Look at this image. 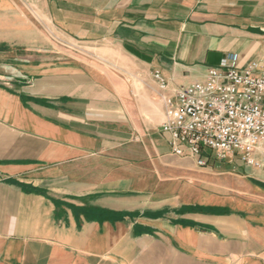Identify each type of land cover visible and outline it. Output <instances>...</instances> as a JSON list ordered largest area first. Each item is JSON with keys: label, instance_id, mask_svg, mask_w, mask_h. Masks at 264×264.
<instances>
[{"label": "crops", "instance_id": "obj_1", "mask_svg": "<svg viewBox=\"0 0 264 264\" xmlns=\"http://www.w3.org/2000/svg\"><path fill=\"white\" fill-rule=\"evenodd\" d=\"M233 54L264 63V0H0V264H264V155L199 167L147 120Z\"/></svg>", "mask_w": 264, "mask_h": 264}, {"label": "built area", "instance_id": "obj_2", "mask_svg": "<svg viewBox=\"0 0 264 264\" xmlns=\"http://www.w3.org/2000/svg\"><path fill=\"white\" fill-rule=\"evenodd\" d=\"M154 77L167 87L159 73ZM163 101L160 128L174 156L205 167L206 151L218 158L236 154L250 166H257L256 154L264 155V63L240 68L233 54L208 69L203 81L178 86Z\"/></svg>", "mask_w": 264, "mask_h": 264}, {"label": "rangeland", "instance_id": "obj_3", "mask_svg": "<svg viewBox=\"0 0 264 264\" xmlns=\"http://www.w3.org/2000/svg\"><path fill=\"white\" fill-rule=\"evenodd\" d=\"M34 25L39 26V28L42 31V34L44 35L45 40L47 41L48 46L50 48H52L53 50H54V48H58V49H62L64 51L74 52L73 47L76 46V49L79 50L76 53H78L79 55H81V56H83L85 58H88V57L92 58L94 56V53H89V52H92V51H88V49L85 48L87 45L77 44L76 42L73 41L76 44L75 45L73 42L68 41L69 38L67 39L66 37H62L61 35H59V33L57 32L54 24H52L51 22H47L46 20L42 21V22L38 21L33 15V26ZM95 55L97 57L100 56L99 58H102L104 54L100 50V52L96 51ZM117 71L119 72L118 74H120L119 69H117ZM160 86H161V84H160ZM166 88H164V89L161 88V89L166 90ZM168 95L169 94H166L165 96H168ZM147 108L152 111V115H153V116H147V120L148 121H154L156 119L155 117L157 116V118L162 119V122H163V120H164V101H163V97L161 99V102H158V104L150 102L147 105ZM231 157H232V159L230 157L218 158V157L215 156V154H213V156H212V160L213 161L212 162H213V164L214 163H224L225 165H227L226 163L228 161H231V162L239 161V162H241V160L238 158V156L236 154L231 156ZM243 164H245V163H243ZM207 165H208V162H207ZM209 165H212V164H209ZM245 165H247V164H245Z\"/></svg>", "mask_w": 264, "mask_h": 264}]
</instances>
